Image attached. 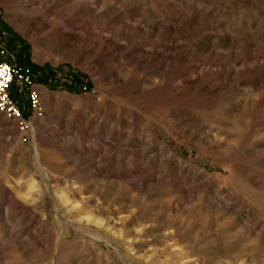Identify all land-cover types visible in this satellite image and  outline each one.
Returning a JSON list of instances; mask_svg holds the SVG:
<instances>
[{
    "label": "rangeland",
    "instance_id": "374dc122",
    "mask_svg": "<svg viewBox=\"0 0 264 264\" xmlns=\"http://www.w3.org/2000/svg\"><path fill=\"white\" fill-rule=\"evenodd\" d=\"M60 1L0 0L56 72L0 114V264H264V0Z\"/></svg>",
    "mask_w": 264,
    "mask_h": 264
},
{
    "label": "built area",
    "instance_id": "2783aa9c",
    "mask_svg": "<svg viewBox=\"0 0 264 264\" xmlns=\"http://www.w3.org/2000/svg\"><path fill=\"white\" fill-rule=\"evenodd\" d=\"M17 76L16 67L8 63H0V114L8 121L24 124L26 123L23 113L18 105L10 98V89ZM20 88H30V107L34 114L42 111L41 95L38 90H32L34 84L28 79L19 78Z\"/></svg>",
    "mask_w": 264,
    "mask_h": 264
},
{
    "label": "trees",
    "instance_id": "16d2710c",
    "mask_svg": "<svg viewBox=\"0 0 264 264\" xmlns=\"http://www.w3.org/2000/svg\"><path fill=\"white\" fill-rule=\"evenodd\" d=\"M10 44V46H12V49H16V46L19 45L17 49L18 51H20V53L18 54V58H16L15 64H10L15 66L17 70V76L15 77L10 89V96L16 102L19 96V92L18 90H16V86H14V83L18 82L20 77L23 79H28L34 85L47 87L56 79V72H54L50 68H39L33 65L30 61L29 47L26 44H23L20 39L12 37L10 39ZM0 63L3 62L0 61ZM73 84L76 85L75 88L69 86L67 87V89H69L71 93L79 92V89L77 88L78 81L75 80ZM85 91H87L86 88Z\"/></svg>",
    "mask_w": 264,
    "mask_h": 264
},
{
    "label": "bare ground",
    "instance_id": "6f19581e",
    "mask_svg": "<svg viewBox=\"0 0 264 264\" xmlns=\"http://www.w3.org/2000/svg\"><path fill=\"white\" fill-rule=\"evenodd\" d=\"M59 1H60V0H59ZM61 1H62V0H61ZM61 1H60V2H61ZM113 1H119V0H113ZM80 4H81V3L78 2V3H76V4L74 5V7H75V8H78V7H80ZM104 7H105L106 11H108V9H110L111 6L108 5V4H104ZM110 14H112V13H110ZM44 24H45V23H44ZM39 26H40V25H39ZM43 26H44V25H43ZM138 26H139V25H138ZM121 27H122V26H121ZM40 29H41V28H40ZM123 29H124V28H123ZM68 30H69V29H68ZM48 34H49V33H48ZM57 36H58V35H57ZM62 36H63V35H62ZM70 36H71V35H70ZM73 36H74V35H73ZM64 37H65V36H64ZM91 37H93V36H91ZM91 37H90V38H91ZM99 37H100V36H99ZM88 38H89V37H88ZM90 38H89V39H90ZM101 38H102V37H101ZM73 39L76 40L77 38H76V37H73ZM69 40H70V39H69ZM102 40H103V39H102ZM102 42H103V41H102ZM106 42H107V41H106ZM99 44H100V43H99ZM103 45H104V44H103ZM115 46L117 47L118 45L116 44ZM106 47H107V46H106ZM112 47H113V46H112ZM113 48H114V47H113ZM101 52H102V51H101ZM153 54H154V53H153ZM145 55H146V56H148V55L153 56L152 54H149V53H145ZM114 57H115V56H114ZM134 58H135V57H134ZM113 59H114V58H113ZM97 64H98V63H97Z\"/></svg>",
    "mask_w": 264,
    "mask_h": 264
}]
</instances>
